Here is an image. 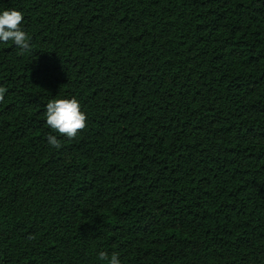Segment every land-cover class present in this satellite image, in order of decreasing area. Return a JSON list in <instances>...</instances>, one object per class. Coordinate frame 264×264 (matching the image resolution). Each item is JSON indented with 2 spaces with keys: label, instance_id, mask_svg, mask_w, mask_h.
<instances>
[{
  "label": "trees",
  "instance_id": "trees-1",
  "mask_svg": "<svg viewBox=\"0 0 264 264\" xmlns=\"http://www.w3.org/2000/svg\"><path fill=\"white\" fill-rule=\"evenodd\" d=\"M0 8L31 35L0 44V264H264V0Z\"/></svg>",
  "mask_w": 264,
  "mask_h": 264
},
{
  "label": "clouds",
  "instance_id": "clouds-1",
  "mask_svg": "<svg viewBox=\"0 0 264 264\" xmlns=\"http://www.w3.org/2000/svg\"><path fill=\"white\" fill-rule=\"evenodd\" d=\"M23 15L16 9L0 8V44L11 42L21 52L31 48V35L22 26ZM5 99V89L0 87V102ZM45 123L51 132L46 144L52 150H59L60 138L74 139L86 126L87 115L81 109L76 97L54 98L44 105ZM96 264H122L116 252L98 251Z\"/></svg>",
  "mask_w": 264,
  "mask_h": 264
}]
</instances>
